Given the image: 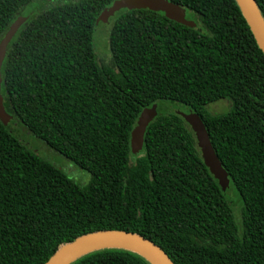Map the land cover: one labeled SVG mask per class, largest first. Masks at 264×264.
Wrapping results in <instances>:
<instances>
[{"label": "trees", "instance_id": "obj_1", "mask_svg": "<svg viewBox=\"0 0 264 264\" xmlns=\"http://www.w3.org/2000/svg\"><path fill=\"white\" fill-rule=\"evenodd\" d=\"M0 0V39L37 4L0 64L4 111L88 173L83 185L29 150L0 119V264H43L62 245L122 230L157 245L172 264H264V55L234 0H167L194 27L162 12L119 9L110 60L91 45L114 0ZM264 23V0H253ZM227 99L209 114L205 105ZM160 101L196 113L241 200L240 222L200 157L192 131ZM155 104L142 146L129 133ZM227 185V186H228ZM69 264H150L127 249L89 251Z\"/></svg>", "mask_w": 264, "mask_h": 264}, {"label": "water", "instance_id": "obj_2", "mask_svg": "<svg viewBox=\"0 0 264 264\" xmlns=\"http://www.w3.org/2000/svg\"><path fill=\"white\" fill-rule=\"evenodd\" d=\"M245 19L256 44L264 55V23L255 7L253 0H234ZM37 4L28 5L22 13L15 18L0 39V64L5 48L18 26L37 9ZM119 9H148L162 12L164 17L187 27H194L191 20L184 17V10L167 0H114L110 6L104 8L95 19V23L106 22L115 11ZM155 104L139 111L134 126L129 133V149L136 154L142 146V136L148 122L155 116ZM188 125L193 133L200 157L209 173L216 180L223 191L228 185L225 171L222 169L208 139V134L199 116L194 112L177 113ZM9 114L4 111L0 96V119L5 123ZM117 247L131 250L150 262V264H172L166 254L153 242L122 230H98L77 236L71 242L62 245L52 253L43 264H69L75 258L95 249Z\"/></svg>", "mask_w": 264, "mask_h": 264}, {"label": "rangeland", "instance_id": "obj_3", "mask_svg": "<svg viewBox=\"0 0 264 264\" xmlns=\"http://www.w3.org/2000/svg\"><path fill=\"white\" fill-rule=\"evenodd\" d=\"M62 1V0H61ZM64 1V0H63ZM62 1V2H63ZM58 2H39V9L43 10L50 5H56ZM113 17L106 22H97L92 27L91 45L92 50L97 59L103 61L110 60V52L108 48V32ZM159 105H163L166 111L174 113H187L188 108L178 102L160 101ZM230 107V102L227 99H218L214 102H210L205 105L206 111L213 115L227 111ZM8 114V113H7ZM6 129L16 138H18L22 144H24L29 150L36 153L39 157L47 160L60 170H62L67 177L78 185H83L88 180V173L78 168L69 160L60 156L50 148H48L43 142L34 138L18 121V119L12 115L5 122ZM224 197L231 206L233 221L237 225L240 222V209L241 200L234 190L232 184H229L224 191Z\"/></svg>", "mask_w": 264, "mask_h": 264}]
</instances>
